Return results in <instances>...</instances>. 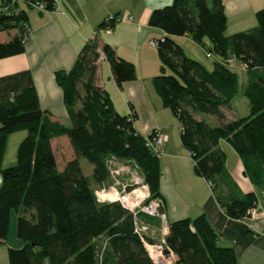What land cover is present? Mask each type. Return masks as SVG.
I'll list each match as a JSON object with an SVG mask.
<instances>
[{
  "label": "trees",
  "instance_id": "obj_1",
  "mask_svg": "<svg viewBox=\"0 0 264 264\" xmlns=\"http://www.w3.org/2000/svg\"><path fill=\"white\" fill-rule=\"evenodd\" d=\"M20 2L25 6L41 2L46 10L51 8V0ZM114 16L103 17L96 29L110 27ZM253 17V26L226 35L220 0H170L152 8L147 18L149 26L163 32L154 39L158 72L151 77V85L161 106L177 121L178 140L192 160V173L208 183L230 218L248 216L246 209L255 196L237 191L225 170L218 140L228 143L240 160L242 175L264 193V0ZM9 30L14 33L0 40V58L23 50L28 27L18 0H0V32ZM182 34L201 45L204 53L215 54L218 61L206 69L186 56L172 39ZM204 38L208 46L203 45ZM99 52L116 85L134 77L130 61L118 57L107 43L98 47L92 35L87 38L72 66L53 72L69 126L51 120L39 108L27 69L0 76V242L12 209L17 212L14 235L21 242L19 247L6 248L7 264H41L43 259L47 264H153L132 231L131 214L116 201H96L90 186L110 179L108 157L131 162L142 176L148 197L159 199L162 211L157 154L132 127L133 113H117L107 93L93 84ZM228 59L241 64L243 81L228 66ZM237 95L244 97L247 114L226 119L222 108ZM193 114L207 115L214 123L195 119ZM18 130L25 135L16 145L14 161L2 167L6 136ZM62 135L72 156L58 170L49 140ZM78 157L91 165L89 175L81 172ZM139 215L149 217L137 213L135 220L140 222ZM217 238L201 213L167 222L163 237L175 256L173 262L234 264L232 248L218 245ZM145 239L157 241L147 235Z\"/></svg>",
  "mask_w": 264,
  "mask_h": 264
},
{
  "label": "crops",
  "instance_id": "obj_2",
  "mask_svg": "<svg viewBox=\"0 0 264 264\" xmlns=\"http://www.w3.org/2000/svg\"><path fill=\"white\" fill-rule=\"evenodd\" d=\"M169 1L55 0L57 10L37 11V16L32 19L28 18L25 12L28 32L23 43V50L0 58V76L27 69L39 108L45 111L51 120L69 126L70 120L62 103L61 90L54 82L53 72L70 68L77 50L91 35L98 47L102 43H107L118 57L133 64L134 77L116 85L110 75L107 62L99 52L94 62L93 84L107 93L117 113L126 114L129 111L133 113L131 125L139 134L142 135L149 129L155 128L165 136L157 153L158 192L162 198L165 222L185 217L191 218L201 213L217 234L218 245L232 248L234 264H264V193L261 194V188L250 183L242 175L240 160L232 148L224 140H218L217 145L224 153L225 170L237 191L253 192L255 196L251 215L240 218L226 216L212 195L208 183L192 173V160L186 149L180 145L178 133L173 136L169 128L175 118L169 110V114L163 110L166 108L161 106L151 85L150 79L156 74L153 71L156 53L154 54L151 48L145 47L144 42L147 37L152 36L151 38L155 39L162 36L163 32L149 26L147 18L152 8ZM220 1L225 16L224 30L229 28L231 32L253 26V13L263 4V0ZM18 7H22L19 2ZM110 14L117 16L121 14L122 17L115 20L108 30L96 29L98 22ZM13 33V30L1 31L0 40H6ZM172 39L186 55L181 42L192 41L189 36L176 35L172 36ZM202 42L204 46L209 45L206 38ZM195 44L202 48L201 45ZM214 61L218 59L215 58ZM231 62L228 66L235 70L238 79L243 81L245 74L241 64L237 61V64L233 66ZM202 65L206 69L211 67V65L209 67ZM226 108L228 109L222 110L226 119L237 117L232 110L231 101ZM154 112L161 115L162 121L155 119ZM56 139L57 137L50 138L49 143L55 167L58 169L55 151L51 145ZM65 161L66 159L62 161L59 169ZM15 216V213L8 215L6 234L0 242V264H7V247L21 245L20 240L14 235ZM142 221L148 228L146 234L148 238L152 241L157 240L160 236L158 219L145 217ZM41 264H47L46 260L43 259ZM171 264L181 263L172 262Z\"/></svg>",
  "mask_w": 264,
  "mask_h": 264
},
{
  "label": "built area",
  "instance_id": "obj_3",
  "mask_svg": "<svg viewBox=\"0 0 264 264\" xmlns=\"http://www.w3.org/2000/svg\"><path fill=\"white\" fill-rule=\"evenodd\" d=\"M30 4L31 6H34L37 11L46 10L44 8V4L41 2H32ZM50 10H57L55 0H51ZM111 17L112 14L106 15L104 19L108 20ZM117 19L118 17L115 15L113 17V22ZM102 29L108 30L109 27H104ZM148 43L154 46L155 40H149ZM208 55V53H204V56ZM230 61V59L227 60L228 63H230ZM149 133V136L144 135V145L153 153L157 154L158 147L164 140L165 136L155 128L151 129ZM127 162L128 161L118 162L113 157H108L106 159V166L109 177H114L115 179L116 175L127 169L124 164ZM132 183H136L137 185L126 191L118 192L111 183H107V186L104 187L103 185H100L99 188L94 189L92 193L96 201L103 202L115 200L122 208L131 214L133 222L132 231L139 237L143 249L153 264H171L174 261L175 256L173 252L166 246L163 239L166 233V222L163 212L159 210L160 201L157 198L148 197L146 185L142 182L141 176L135 177ZM125 184L127 185V183L121 184V190H123L124 186H126ZM261 194H263V192H261ZM254 204L255 200L252 202L251 206L246 209L247 215H251L253 213ZM137 213H141L149 217H156L158 219L160 223V236L156 242H149L145 239L148 228L143 222L135 220V215Z\"/></svg>",
  "mask_w": 264,
  "mask_h": 264
},
{
  "label": "rangeland",
  "instance_id": "obj_4",
  "mask_svg": "<svg viewBox=\"0 0 264 264\" xmlns=\"http://www.w3.org/2000/svg\"><path fill=\"white\" fill-rule=\"evenodd\" d=\"M18 2H19V4H21L20 0H18ZM21 6L25 10L28 18L32 19L35 16H37V9L34 6H25V5H22V4H21ZM120 15L117 16L118 19L122 17ZM223 33L224 34H230L232 32L228 28V29L223 30ZM0 36L2 37V35H0ZM151 37L152 36H150V38L147 37L145 42H144V44H146L145 47L151 48V50H153V52L155 54L154 46L150 45L148 43L149 40L153 39ZM181 43H182V46H183V49H184V52L186 53V55L190 56L191 58H193V59H195L197 61L199 60V62L204 64L206 67H209L211 65L212 61H214L215 58L218 59V57L215 54H213V53H210L208 55V57H204L203 56L204 49L200 48V46L196 45L192 41L185 40L184 42L182 41ZM231 63L234 66L235 64H237V60L236 59H232ZM153 65H154L153 66V71H155V73H157L158 72V61H157L156 57H155V60L153 62ZM144 69H146L145 66H144ZM165 72H168V71L165 70ZM79 92L81 93V89L80 88H79ZM231 107H232V110L235 112L237 117L244 116V115L247 114V110L248 109H247L246 101H245L244 97H242V96L237 95L234 98H232L231 99ZM222 109L223 110H225V109L227 110L228 108L224 107ZM163 110H165V112H167V113L169 112L167 108L163 109ZM154 116H155L156 120H161L162 121V117H161V115L158 112H154ZM193 117L195 119L202 118L208 124H213L214 123V119L211 118V117H208L207 115H204L203 117H200L199 115L193 114ZM138 118L140 119V114H139ZM173 121L174 122L171 124V126L169 128H170L171 134H173V136H175V134L178 133V124H177L175 119ZM149 131H150V129L148 130V132ZM147 133L144 132L142 135H146ZM24 134H25L24 130H18V131H14V132L9 133L6 136L4 151H3L2 160H1V166L2 167L10 165L14 161L13 159H14V156H15L16 145L19 142V140L24 136ZM62 140H64L65 142L62 141ZM51 145L54 148L55 156H56V162H57L56 165H57V168L59 169V165L62 163V161L65 160V159L67 160V159H69L72 156L70 147L68 146V143H67V138L65 136H63V135L60 136V137H57L56 140L52 141ZM77 162H78V165L81 168V172L84 175H89L91 165L87 161H85L83 158H81V157L77 158ZM124 164H125L127 169L123 170L118 175H116L115 176L116 180L114 179V177H110V179L109 178L107 179V181L110 182L118 192L126 191V190L130 189L131 187L132 188L135 187L138 184V182L136 184V183H132V181L135 179V177L141 176L139 174V172L137 171V168L134 167V164H132L131 162H129V163L127 162V163H124ZM107 181H105V183L103 185L104 187L108 185L106 183ZM122 183H127V185L125 184L126 186H124L123 190H121V188H122L121 184ZM90 186H91L92 190L99 188V185H96L93 182L90 184ZM146 190H147V187H146ZM147 192H148V190H147ZM113 201H115V200H113ZM14 213L16 215L17 212L15 210H13V209L10 210V212H9V214H11V215L14 214ZM138 218L144 219L145 217L139 215Z\"/></svg>",
  "mask_w": 264,
  "mask_h": 264
}]
</instances>
